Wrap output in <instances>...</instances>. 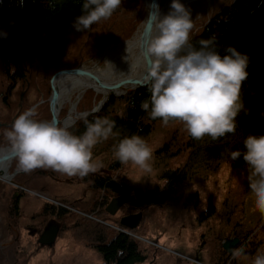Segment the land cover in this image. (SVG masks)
Returning <instances> with one entry per match:
<instances>
[{
  "label": "rangeland",
  "instance_id": "obj_1",
  "mask_svg": "<svg viewBox=\"0 0 264 264\" xmlns=\"http://www.w3.org/2000/svg\"><path fill=\"white\" fill-rule=\"evenodd\" d=\"M230 1L185 2L184 5L191 11V18L194 21L191 35L197 33L223 4ZM165 2L166 0H159V8ZM146 14L145 0H122L121 7L111 18L94 25L90 31H76L71 23L57 44L42 37L40 42L35 43L36 47H31L25 52L26 57L22 63L25 76L10 91L6 89L8 80L4 75V64L0 62V113L8 110L9 115H5L9 118L10 114L19 108L21 114L34 108L37 112L36 120L50 121L49 79L53 71L76 66L88 68L94 65L105 66V53L108 50L116 53L120 43L135 34L138 37ZM160 15L161 12L158 19ZM154 32L155 26L153 34ZM136 58L137 47L134 63ZM139 65L140 67H137V64L135 66L138 71L135 69L133 73L127 75L138 74L142 68L141 64ZM133 90L135 89H129L121 95H112L113 99L109 106L112 114L124 112L126 94ZM263 95L264 66L248 76L242 84V99L248 114L242 111L237 117L235 134L215 141L207 136L202 140L191 138L179 122H170L165 126L161 120L155 121L150 132L141 135L154 151L153 171L150 174L143 173L134 165H123L114 158V146L119 143L117 140L124 133L113 130L118 135L98 143L93 150L94 158L103 164L98 172L80 178L68 177L56 171L59 181H52L44 175H39V179H29L26 187L33 191L25 190L22 198V204L27 208H35V204L39 203L41 197L34 191H39L38 184L41 183L51 192L53 198L66 204L65 211L71 212L65 219L63 214L56 217V220L59 218L60 225L63 221L64 229L62 225L61 227L65 231H61V238H56L53 247L37 254L33 240L21 226L26 222L35 225L38 218H35L34 212L32 215L31 211L23 210L20 215H13L12 211L8 210L7 204L13 190L9 182L17 177L12 174L8 179L0 177V221L3 218H17L19 234L18 240L10 239L0 225V264L10 263L13 259L17 260V264H103L100 254L90 246L88 240L98 228L106 231L107 236L110 232L112 234L113 232L107 229L105 221L108 220L113 223H110L111 226L117 224L116 227L135 236L141 247H144L143 251L147 258L139 264H251V257L255 256L257 250L264 251V216H261L254 207L247 182L246 166L238 164L237 160H231L229 156L232 151L238 150L236 147L238 136L241 135L250 112L259 104ZM100 96L101 94L96 93L91 87L76 93H66L61 98L59 118L66 116L73 108L77 112L92 109ZM100 109L91 114L97 113ZM91 114L73 119L65 128L68 129L70 125ZM60 125L61 123H58V126ZM165 142H169V150L158 151L157 149ZM16 161L17 157L12 159V167L8 166L10 171ZM185 163L188 165L189 177L176 186L166 202L142 208L132 202H126L119 207L115 216L108 214L105 207L111 198L119 194L95 188L90 184L91 177L107 175L131 187L130 192L125 193H129L132 201L133 189L161 187L164 183L161 176L164 170L181 167ZM36 171L26 172L25 177L33 175ZM207 205L211 206L209 208L211 212L204 217ZM136 212L141 213L136 228H123L119 224L120 217ZM44 215L48 216L46 212ZM14 216L16 218H13ZM234 237H237L238 241L232 251L228 252L222 246L223 242ZM20 246L24 247L22 251L18 250ZM240 247L245 249L249 260L234 258L233 250Z\"/></svg>",
  "mask_w": 264,
  "mask_h": 264
},
{
  "label": "clouds",
  "instance_id": "obj_2",
  "mask_svg": "<svg viewBox=\"0 0 264 264\" xmlns=\"http://www.w3.org/2000/svg\"><path fill=\"white\" fill-rule=\"evenodd\" d=\"M121 4L122 0H84L82 14L72 26L76 31H90L111 18ZM193 29L191 11L180 0H172L169 13L158 19L147 44V55L152 58L147 70L151 95L141 101L140 107L165 126L179 122L195 140L207 136L215 141L234 135L237 117L242 111L248 114L242 84L249 76L250 57L232 46H227L228 54L221 56L215 37L199 40L200 47L196 48L192 43ZM35 116L34 108L24 111L4 134L16 154L18 168L24 172L52 169L68 177L84 178L103 167L94 158L95 146L118 135L113 131L115 121L108 117L86 122V131L77 136L50 121L36 120ZM243 145L244 151H232L229 158L235 161L243 157L254 207L264 216V135L250 134ZM113 156L145 174L153 171L154 151L141 136L134 134L120 140ZM233 256L249 260L243 247L234 249ZM251 264H264V251L258 249Z\"/></svg>",
  "mask_w": 264,
  "mask_h": 264
},
{
  "label": "trees",
  "instance_id": "obj_3",
  "mask_svg": "<svg viewBox=\"0 0 264 264\" xmlns=\"http://www.w3.org/2000/svg\"><path fill=\"white\" fill-rule=\"evenodd\" d=\"M83 2L84 0H0V62L4 64L8 91L14 89L17 82L22 81L25 76L22 75L25 52L31 47H36L35 43L40 42L42 37H46L54 44L61 41L70 24L82 14ZM211 37H215L216 50L221 56L228 54L225 51L227 46L247 54L250 57L247 71L249 76L254 74L264 66V0H231L223 4L202 28L192 35V43L199 48V40ZM150 95V82L145 87L128 92L125 97L126 107L122 114L110 112L109 106L113 96L109 95L97 113L70 125L68 130L79 136L86 131V122L108 117L115 121L113 130L124 133L117 141L134 134L146 135L152 129V124L160 120L151 119L149 113L140 107L141 101L150 99ZM262 114H264V95L250 112L247 123L243 126L241 135L238 136L239 139L236 141L238 150H245L243 140L248 135H264V115ZM169 146V142H165L157 150L166 152ZM237 162L246 166L242 156L237 159ZM187 167L185 163L181 167L164 170L161 175L164 183L161 187L133 189L134 198L129 203L132 202L139 208L163 204L174 192L176 186L188 179ZM90 184L95 188H103L117 194L131 190V187L124 182H117L107 175L91 177ZM210 207L207 205L204 217L211 212ZM107 222V229L112 231V234L110 232L107 236L106 231L98 228L88 240L90 246L100 254L103 264L143 263L147 256L143 251L144 247H141L135 236L119 229L116 227L117 224L111 226L113 223L110 224L109 220Z\"/></svg>",
  "mask_w": 264,
  "mask_h": 264
},
{
  "label": "water",
  "instance_id": "obj_4",
  "mask_svg": "<svg viewBox=\"0 0 264 264\" xmlns=\"http://www.w3.org/2000/svg\"><path fill=\"white\" fill-rule=\"evenodd\" d=\"M147 14L144 19L143 25L139 31L137 37V58L135 59L134 64H141L142 68L139 70V73L136 75H127L118 76V78H109L108 76H99L97 71L89 69L88 67L76 66L71 68H63L56 70L49 79L50 82V96H49V109L51 113L50 122L61 123V127H65L70 123L66 124L63 120L65 117L59 118V108L60 102L63 95L68 93L71 88L74 86L84 82L91 81L94 82L97 86L104 90L101 93L98 101L93 105L92 109L87 111L77 112L75 111L74 119H78L82 116L91 114L102 106L103 102L109 95H121L124 94L127 90V85L130 87L129 89H136L139 87H145L150 82V76L148 74V68L151 67L152 58L147 55L146 48L148 42L151 40V36L153 34L154 26L157 22L158 16L160 14L159 8V0H145ZM105 74V73H103ZM107 74V73H106ZM105 74V75H106ZM63 79H69L64 85L63 83H59ZM125 90V91H124ZM14 155H16L11 149L0 153V177L9 178L10 174L6 172L5 164L11 159ZM15 194H13V198ZM131 197L129 193L119 194L111 198V200L107 203L105 210L114 215L119 207L126 202H130ZM141 219V213L136 212L132 214H127L119 218V224L126 228H136L139 220ZM57 232V228L55 227L51 232L48 230H44L39 238V240L43 243L51 244L53 241L54 235ZM46 236L50 237V240L46 238ZM238 238L234 237L232 239H227L223 242V247L226 251L231 252L233 246L237 243Z\"/></svg>",
  "mask_w": 264,
  "mask_h": 264
},
{
  "label": "flooded vegetation",
  "instance_id": "obj_5",
  "mask_svg": "<svg viewBox=\"0 0 264 264\" xmlns=\"http://www.w3.org/2000/svg\"><path fill=\"white\" fill-rule=\"evenodd\" d=\"M49 112H50V109H49ZM5 114H8V110H5L2 114L0 113V153L11 149V145L4 134L8 130L11 129V126L14 123V120L21 114V109L19 108V110L10 114L9 118H7L8 116ZM36 117L37 116H35L34 119H36ZM15 157L16 155H14L11 159H9L5 164L6 172L8 171L7 172L8 174L10 175L12 174L15 177H17V179H14L12 182H9V185L13 188V190H12V195H10L11 199L9 200V203L7 204V208L9 211H12L13 215H17V214L20 215L19 214L20 212H22L23 210H26L27 212L31 211L32 215L34 212L33 216H35V218L36 217L38 218L35 225H33L31 222H26L25 224H23V226H21L22 229H24L26 233L29 235L28 237H31L30 239L33 240V243L35 244V247H34V250L36 251L35 254H37L39 253V251H42L45 249L48 250L51 248V246L47 247L46 244H41L39 242V236L42 234V232L44 230H48L51 232L56 227L57 232L54 235V241H56V238L57 239L61 238L60 233L64 229L62 225L63 221L61 222V225L63 227L62 229L60 223L58 222L59 218L58 220H56V217H61V214H63V218L65 219L66 217H69L71 215V212L69 210L65 211L64 208L66 207V204H64L63 202L59 200H56L55 197L53 198V195L51 194V192L48 191L45 185L41 183L38 184L39 191H34V192H38V197H41V199L38 201L39 203L35 204L36 207L31 209L30 207L27 208L26 205L22 204V198L24 196V191L25 190L29 192L33 191L26 187L27 181L29 179H39L38 178L39 175H44L46 178L52 181L54 180L59 181L58 173H56V171L52 169H36L37 171L33 175L25 177L26 172L18 168V161L15 162L14 167L12 168L11 171H10V168L8 169V166L12 167L11 161L12 159H15ZM66 180L68 179H65V181ZM13 194H15L14 198H13ZM98 204L99 203H97V207H98ZM45 212L48 214V216L44 215ZM13 218H16V217L14 216ZM17 224H18L17 218L16 219L3 218V220L0 221V225L4 229V234L9 235L10 239H16V240L19 239V234L17 233V228H18ZM27 246L28 245H26V248ZM23 249L24 247L20 246L18 250L22 251ZM16 262L17 260L13 259L12 262L7 263V264H17Z\"/></svg>",
  "mask_w": 264,
  "mask_h": 264
},
{
  "label": "bare ground",
  "instance_id": "obj_6",
  "mask_svg": "<svg viewBox=\"0 0 264 264\" xmlns=\"http://www.w3.org/2000/svg\"><path fill=\"white\" fill-rule=\"evenodd\" d=\"M189 1H191V0H180V2L182 4H184L185 2H189ZM171 3H172V0H166L165 4L160 8L161 15H160L159 19L162 18L164 15L169 13ZM136 41H137V34L133 35L131 38L124 41L123 43H120L116 48L117 49L116 53H112V52H110V50H108L104 55V57H106L105 58V60H106L105 66L99 67L97 65H94V66H89V69L97 71V73H99V76L100 75L108 76L111 79L118 78V76L122 77L128 73H133L135 71V69H137L138 66L140 67V65H137V67H135L136 64H134V60H133L135 55H136V46H137ZM113 47H111V48H113ZM131 65H132V67H131ZM137 71H138V69H137ZM103 73H105V74L107 73V74L105 75ZM68 81H69V79H63L59 83V86L62 83L64 85ZM87 87H91L96 93L101 94L104 92V90L102 88H100L99 86H97L94 82L86 80V81L74 86L73 88H71V91L70 92L68 91V93L71 94V93L80 92V91H83V89H85ZM129 88L130 87L127 85L126 90H129ZM74 114H75V109L73 108L63 118L64 119L63 121L66 124L70 123L74 119V117H73ZM105 222H107V221H105ZM40 236H39V238H40ZM46 238L48 240H50V237L46 236ZM39 242L41 244H46L47 247H50V246L52 247V245H54L56 243L54 241V238H53V241L51 242V244H47L46 242L42 243L40 240H39Z\"/></svg>",
  "mask_w": 264,
  "mask_h": 264
}]
</instances>
